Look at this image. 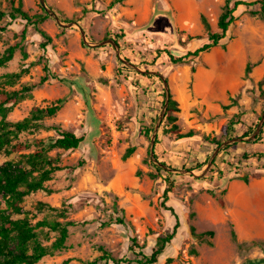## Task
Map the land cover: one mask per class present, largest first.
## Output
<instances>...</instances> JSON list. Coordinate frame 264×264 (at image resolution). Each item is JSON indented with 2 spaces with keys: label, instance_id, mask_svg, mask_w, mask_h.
I'll list each match as a JSON object with an SVG mask.
<instances>
[{
  "label": "rangeland",
  "instance_id": "374dc122",
  "mask_svg": "<svg viewBox=\"0 0 264 264\" xmlns=\"http://www.w3.org/2000/svg\"><path fill=\"white\" fill-rule=\"evenodd\" d=\"M11 1L0 0V58L9 47L18 48L0 67V87L16 91L38 83L45 64L62 80L34 89L6 120H23L34 108L59 99L64 103L56 115L43 119V128L13 140L31 144L28 150L0 151V166L34 152L37 139L58 138L55 128L85 137L79 149L49 152L62 169L45 189L24 199V215H12L27 214L33 225L44 219L75 223L65 247L38 264H92L104 250L131 260L122 264H137L129 249L133 239L150 255L158 239L173 232L176 216L166 207L174 208L180 227L155 264H264V127L250 139L264 114V18L252 13L261 5L239 6L235 23L217 46L174 64L165 51L180 57L209 43V34L220 32L227 0H47L63 21L77 22L90 42L113 39L120 53L110 43L85 44L78 26L62 27L50 15L41 24L53 38L44 50L45 39L33 25L23 39L26 21L10 19ZM14 6L30 15L46 14L40 0H15ZM145 71L161 73L176 102L171 113L169 104L155 143L157 159L175 172L151 157L166 89L159 74ZM16 73L21 76H9ZM231 121L237 125L228 139ZM147 129L153 130L150 136ZM189 132L193 136L182 137ZM236 138L245 140L222 147L213 158L223 143ZM131 147L135 151L126 159ZM43 205L56 210H41ZM0 209H7L2 194ZM38 231L37 243L57 241L56 232ZM209 231L213 235L201 236ZM11 239L17 250L16 233Z\"/></svg>",
  "mask_w": 264,
  "mask_h": 264
},
{
  "label": "trees",
  "instance_id": "16d2710c",
  "mask_svg": "<svg viewBox=\"0 0 264 264\" xmlns=\"http://www.w3.org/2000/svg\"><path fill=\"white\" fill-rule=\"evenodd\" d=\"M15 0H12V10L8 12V15L12 21L17 19H23L26 21V27L23 30L22 37L26 38L28 25H33L44 39L41 43V47L47 50V47L52 43L53 38L49 35L42 27L41 24L49 18V14L41 15H30L27 11L23 10L22 6L15 7ZM260 4L259 10H252V13L259 14L264 18V0H257L254 2H247L243 0H235L232 4L231 0H227L223 14L219 19L220 32L209 34V43H206L196 51H189L186 55L176 57L171 51H165L170 57L172 63L178 64L188 61L191 57H197L202 52H205L215 46H217L221 40H223L228 31L231 29L236 21L235 12L241 5L248 6L249 8ZM5 14V13H4ZM5 30L4 28L1 29ZM18 45L11 46L7 50L6 54L0 58V67L5 66L14 57L15 51ZM45 72L44 76L38 83H33L24 86L20 90L8 91L0 87V115L2 120L0 121V151L11 148L13 152H22L28 150L31 147L29 143H13L14 139H17L18 135L25 131H38L43 128V119L46 117L54 116L62 108L64 100L59 99L52 106L45 108L36 107L32 110L29 116L23 120L17 122H9L6 117L10 110L17 104L21 99L25 98L34 89L39 88L51 79H59L58 75L51 71L48 64L43 67ZM149 76L148 74H144ZM10 77H20L21 73L11 74ZM60 80H62L60 78ZM174 105L176 102L171 100L168 112L171 113L175 109ZM172 120H176L175 117H171ZM237 122L231 121L225 130V136L230 139V136L236 128ZM58 133V138L53 139L50 143H47L43 139L36 140L37 149L34 152L22 153L17 160H11L6 164L0 166V194L3 195L7 209H0V264H38L39 261L49 254H54L57 251L62 250L69 238V227L74 226L75 223H61L57 220L44 219L37 222L35 225L32 224L29 215H25L23 218L12 219V215H24L22 203L24 199L32 193L45 189V184L53 178V175L62 167L57 163L60 161L59 158H54L49 155V152L55 148L64 150H76L79 149L85 141L84 136H79L76 133L68 130H62L55 128ZM174 130H178L177 125L173 126ZM153 130L147 129L146 134L150 136ZM192 132H189L182 137H191ZM157 143L159 141L157 140ZM218 145L221 142H217ZM231 147L227 146L223 150ZM9 150V149H8ZM9 150V151H10ZM135 151V147L128 149L125 158H129ZM158 158V156L156 155ZM214 166H217V160L214 162ZM157 169L162 168L156 166ZM172 187L166 189L164 193L165 199H168L169 193L172 191ZM166 206V205H164ZM46 205L41 206L40 209H48ZM172 211L175 216L177 223L172 233L167 236L160 237L157 242V247L152 254L148 255L143 252V248L139 245L136 239L132 240L130 251L136 255L134 261L137 264H155L158 262L160 256L163 255L165 249L174 240L177 231L180 227V220L178 215L175 213L173 207H166ZM55 211V208H49ZM10 212V213H8ZM122 222V221H119ZM48 228L50 231L58 234L57 241L51 246H43L37 243L39 235V229ZM194 231V229H193ZM16 233L19 239L18 249L14 250L11 246L12 234ZM213 235L212 231L201 234V236ZM34 243V245H32ZM103 264H122L128 263L131 260L124 258H115L110 253L104 250V254L100 257ZM96 260L92 264H98Z\"/></svg>",
  "mask_w": 264,
  "mask_h": 264
},
{
  "label": "water",
  "instance_id": "95a60500",
  "mask_svg": "<svg viewBox=\"0 0 264 264\" xmlns=\"http://www.w3.org/2000/svg\"><path fill=\"white\" fill-rule=\"evenodd\" d=\"M40 2H41V4H42L43 8L45 9V11H46L50 16H52L53 18H55V19L57 20V22H58L62 27H73V26H78V27L80 28L81 33H82V36H83V39H84L85 44H87V45H98V46H102V45H104V44H106V43H110V44H112L113 46H115V47L117 48L118 53H120V46H119V44H118L115 40H113V39H109V40H106V41H103V42H100V43H92V42H90V41L88 40V36H87L85 30H84L83 28H81L77 22H65V21H63V20L57 15V13H56L53 9H51L50 7H48V5H47V0H40ZM124 61H125V63H127V64L133 66V67L136 68L137 70H140L141 72H143V71H142L137 65L132 64L129 60L124 59ZM145 73H148V74H159L160 77H162V79H163V81H164V83H165V89H166V101H165L164 111H163L162 115L160 116L159 122H158V124H157V126H156V128H155L154 135H153V138H152L151 150H150L151 157H152V160H153V162H154L155 164H157V165H159V166H161V167H163V168H165V169H168V170H170V171L175 172V171H176L175 169H173V168L167 166L166 164L160 162V161L157 159V157H156V152H155V143H156V138H157V136H158V131H159V128H160L161 122H162V120H163V118H164V116H165V114H166V112H167V110H168V107H169V104H170V100H171V92H170L169 83H168V81L165 79V77H164L161 73H156V72H151V71H145ZM263 127H264V114H263V116H262V118H261V121H260V123H259V125H258V128H257L256 132L252 135V138H250V139H252V140L255 139L256 136L262 131ZM243 140H245V138H236V139H232V140H228V141H226L225 143H223V144H222V145L216 150L215 154L213 155V158H215L217 152H218L220 149H222V147H224V146H226V145H228V144H231V143H234V142H237V141H243ZM213 158H212V160H213ZM212 160H211L210 163L208 164L207 169L205 170V172L208 170V168H209L210 165L212 164ZM182 172H187V171H182ZM189 172H191V171H189ZM205 172H204V173H205ZM191 173H193V172H191Z\"/></svg>",
  "mask_w": 264,
  "mask_h": 264
}]
</instances>
